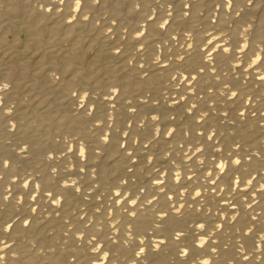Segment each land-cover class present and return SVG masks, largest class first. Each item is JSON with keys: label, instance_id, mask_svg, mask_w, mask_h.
Listing matches in <instances>:
<instances>
[{"label": "bare ground", "instance_id": "1", "mask_svg": "<svg viewBox=\"0 0 264 264\" xmlns=\"http://www.w3.org/2000/svg\"><path fill=\"white\" fill-rule=\"evenodd\" d=\"M262 58L264 0H0V264H264Z\"/></svg>", "mask_w": 264, "mask_h": 264}, {"label": "snow or ice", "instance_id": "2", "mask_svg": "<svg viewBox=\"0 0 264 264\" xmlns=\"http://www.w3.org/2000/svg\"><path fill=\"white\" fill-rule=\"evenodd\" d=\"M97 2H98V0H97ZM60 3H65V0H60ZM48 11H52V9H48ZM221 51H225L224 49H221ZM262 66H264V58H262V62H258L257 64H256V67H262ZM201 71H202V69H201ZM190 78V77H189ZM186 79H188V78H186ZM173 133H169V135H172ZM80 155H84V153H80ZM237 163H239V161H237ZM158 183H159V181H158ZM133 203H135V201H133ZM133 215H135V213H133ZM200 227H204V225H200Z\"/></svg>", "mask_w": 264, "mask_h": 264}]
</instances>
